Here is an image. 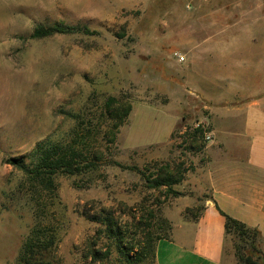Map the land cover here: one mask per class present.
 <instances>
[{"label": "rangeland", "instance_id": "1", "mask_svg": "<svg viewBox=\"0 0 264 264\" xmlns=\"http://www.w3.org/2000/svg\"><path fill=\"white\" fill-rule=\"evenodd\" d=\"M208 7L207 0H29L12 10L14 22H0V264H15L35 222L55 229L52 264H155L141 258L146 237L169 236L180 200L200 201L186 211L197 213L204 195L192 191L191 177L204 173L208 124L178 72L183 48L200 37L197 20L229 27ZM57 24L95 34L31 38L35 27ZM255 25L264 29V19ZM47 144L75 145L95 167L57 174L47 190L6 163L29 166ZM166 175L178 183L154 187ZM251 243L232 231L226 248L250 255Z\"/></svg>", "mask_w": 264, "mask_h": 264}, {"label": "crops", "instance_id": "2", "mask_svg": "<svg viewBox=\"0 0 264 264\" xmlns=\"http://www.w3.org/2000/svg\"><path fill=\"white\" fill-rule=\"evenodd\" d=\"M207 1L211 16L229 19V27L226 20H197L200 40L183 48L178 72L211 134L204 173L191 177L204 201L193 216L186 211L200 201L177 202L169 236L156 243L155 264H237L218 209L258 231L264 255V29L255 25L264 19V0Z\"/></svg>", "mask_w": 264, "mask_h": 264}, {"label": "trees", "instance_id": "3", "mask_svg": "<svg viewBox=\"0 0 264 264\" xmlns=\"http://www.w3.org/2000/svg\"><path fill=\"white\" fill-rule=\"evenodd\" d=\"M78 33L86 35L95 34V32H91L83 26H66L63 24H57L47 27H35L31 34V38L43 39L54 35H72ZM73 144L76 143L74 142ZM34 157V163L29 166L24 164L21 160L16 159H8L6 160V163L21 171L34 186H39L47 190H53L54 186L52 178L57 174L75 175L80 174L89 168L95 167V157H91L90 159L86 155V152L78 149L75 145H70L68 147H59L58 145L49 144L39 146L34 153ZM178 181L179 178L174 180L168 175L160 176L155 180L154 187H170L178 183ZM218 212L225 218L224 228L226 234H230L233 231L239 239L251 238L252 248L250 255H244L239 247L235 248L234 254L237 264H261V262L253 257L254 255H258L260 258H264V255H262L260 248L257 245L258 242H256L259 236L258 231L246 228L242 223L228 217L219 209ZM109 229L111 230V228ZM118 235L119 233L117 234L116 239L120 241L121 237ZM160 239L162 238H157L154 242L152 237H146L141 248V258L150 256L152 262L155 263V246ZM57 244L58 240L55 229L51 226L43 225L41 222H35L30 229L29 234L21 244L15 264H52L53 254H55ZM91 255L94 261L98 259V252L93 251ZM139 258L140 256H138L136 260ZM132 260H135V258Z\"/></svg>", "mask_w": 264, "mask_h": 264}, {"label": "clouds", "instance_id": "4", "mask_svg": "<svg viewBox=\"0 0 264 264\" xmlns=\"http://www.w3.org/2000/svg\"><path fill=\"white\" fill-rule=\"evenodd\" d=\"M29 0H0V22L10 23L17 18L12 10L22 8Z\"/></svg>", "mask_w": 264, "mask_h": 264}, {"label": "built area", "instance_id": "5", "mask_svg": "<svg viewBox=\"0 0 264 264\" xmlns=\"http://www.w3.org/2000/svg\"><path fill=\"white\" fill-rule=\"evenodd\" d=\"M180 60L182 61V58H180ZM200 124H197V127H199ZM205 139L210 141L211 140V134H209V132L205 133Z\"/></svg>", "mask_w": 264, "mask_h": 264}]
</instances>
